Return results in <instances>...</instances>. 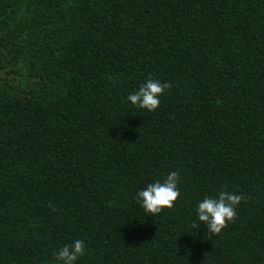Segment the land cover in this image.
<instances>
[{
	"label": "trees",
	"instance_id": "1",
	"mask_svg": "<svg viewBox=\"0 0 264 264\" xmlns=\"http://www.w3.org/2000/svg\"><path fill=\"white\" fill-rule=\"evenodd\" d=\"M0 264H264V0H0Z\"/></svg>",
	"mask_w": 264,
	"mask_h": 264
}]
</instances>
